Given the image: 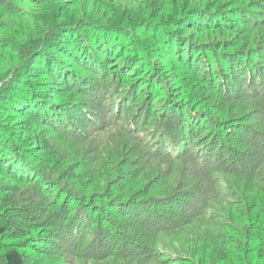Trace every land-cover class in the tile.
<instances>
[{
	"label": "trees",
	"instance_id": "obj_1",
	"mask_svg": "<svg viewBox=\"0 0 264 264\" xmlns=\"http://www.w3.org/2000/svg\"><path fill=\"white\" fill-rule=\"evenodd\" d=\"M0 264H264V0H0Z\"/></svg>",
	"mask_w": 264,
	"mask_h": 264
},
{
	"label": "rangeland",
	"instance_id": "obj_2",
	"mask_svg": "<svg viewBox=\"0 0 264 264\" xmlns=\"http://www.w3.org/2000/svg\"><path fill=\"white\" fill-rule=\"evenodd\" d=\"M124 172H127L128 173L127 168L123 169L120 173H124ZM156 203H159V202H156ZM160 205H161V207H164L162 204H160ZM166 207H170V205L169 206H166ZM165 211L168 212V209H165ZM95 217H96V215H95Z\"/></svg>",
	"mask_w": 264,
	"mask_h": 264
}]
</instances>
